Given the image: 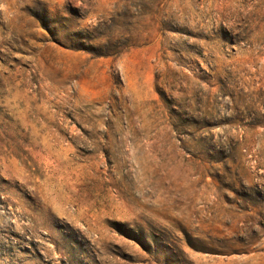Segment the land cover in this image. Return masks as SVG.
<instances>
[{
    "label": "rangeland",
    "instance_id": "1",
    "mask_svg": "<svg viewBox=\"0 0 264 264\" xmlns=\"http://www.w3.org/2000/svg\"><path fill=\"white\" fill-rule=\"evenodd\" d=\"M0 264H264V0H0Z\"/></svg>",
    "mask_w": 264,
    "mask_h": 264
}]
</instances>
